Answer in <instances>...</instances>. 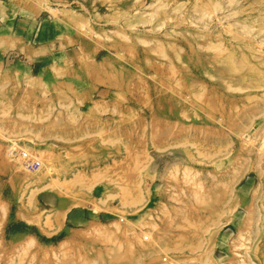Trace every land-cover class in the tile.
Instances as JSON below:
<instances>
[{
  "label": "rangeland",
  "instance_id": "obj_1",
  "mask_svg": "<svg viewBox=\"0 0 264 264\" xmlns=\"http://www.w3.org/2000/svg\"><path fill=\"white\" fill-rule=\"evenodd\" d=\"M0 264H264V0H0Z\"/></svg>",
  "mask_w": 264,
  "mask_h": 264
}]
</instances>
